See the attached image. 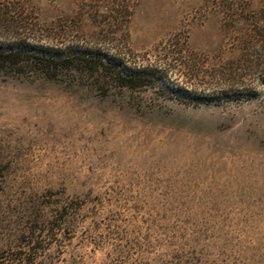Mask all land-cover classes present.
<instances>
[{"label": "rangeland", "instance_id": "374dc122", "mask_svg": "<svg viewBox=\"0 0 264 264\" xmlns=\"http://www.w3.org/2000/svg\"><path fill=\"white\" fill-rule=\"evenodd\" d=\"M116 2L0 0V47L107 49L109 36L148 64L174 40L171 82L206 95L236 78L255 96L192 105L0 71V264H264V77L252 66L264 49L251 38L264 0H132L112 25Z\"/></svg>", "mask_w": 264, "mask_h": 264}, {"label": "trees", "instance_id": "16d2710c", "mask_svg": "<svg viewBox=\"0 0 264 264\" xmlns=\"http://www.w3.org/2000/svg\"><path fill=\"white\" fill-rule=\"evenodd\" d=\"M132 3V0H121V2L113 3L106 21L115 25L124 17L128 19L131 16ZM252 21H255L258 29H255L254 36L251 38L264 49V23H262L264 19L256 17ZM104 39L106 40V38ZM175 40H181V38L178 36ZM248 41L247 43H251V40ZM108 42L111 48L107 49L98 43H95L96 45L69 43L64 46L47 45L32 48L23 45L11 46L10 48L0 47V71H36L52 79L68 77L73 81L87 80L92 87L104 94L111 91H128L133 94L145 89H152L167 97L192 105L239 103L255 96L253 90L239 87L236 78L229 80L226 88L221 89L216 94L206 95L198 94L171 82L168 66L171 56L169 55L183 52L178 41L172 40L173 47L177 46L176 52L167 49V57L148 64H141L137 60L133 61L129 51L119 49L118 46H112L114 45V38L108 36ZM38 48L44 49V51ZM259 55L264 57L263 53H259ZM174 59L176 58L174 57ZM244 60L246 66L248 63L251 64L249 60ZM189 65L187 68L192 70V73L195 72L193 65ZM252 66H255L264 77V58ZM232 69V67H228L224 72L234 74ZM62 224L63 218L61 216L48 220L46 226L50 236L57 232Z\"/></svg>", "mask_w": 264, "mask_h": 264}]
</instances>
